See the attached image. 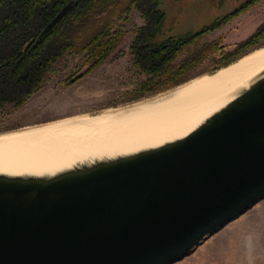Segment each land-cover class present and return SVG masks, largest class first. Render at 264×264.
I'll list each match as a JSON object with an SVG mask.
<instances>
[{
  "label": "water",
  "instance_id": "water-1",
  "mask_svg": "<svg viewBox=\"0 0 264 264\" xmlns=\"http://www.w3.org/2000/svg\"><path fill=\"white\" fill-rule=\"evenodd\" d=\"M263 196L264 71L182 137L52 175L0 172V264H170Z\"/></svg>",
  "mask_w": 264,
  "mask_h": 264
},
{
  "label": "rangeland",
  "instance_id": "rangeland-1",
  "mask_svg": "<svg viewBox=\"0 0 264 264\" xmlns=\"http://www.w3.org/2000/svg\"><path fill=\"white\" fill-rule=\"evenodd\" d=\"M244 1L160 0L159 8L163 11V19L154 38L182 34L187 30L194 31ZM263 21L264 0H255L216 28L200 35L196 44L189 45L187 50L209 41H215L224 50L234 49L238 42L246 39ZM142 24L144 20L140 10L132 7L127 12L123 34L117 44L103 60L72 82H65V79L85 69V57L82 53L67 51L58 54L39 88L21 105L14 106L10 102L0 107V133L68 116L97 114L108 108L125 106L217 70L220 57L218 50L208 53L202 61L186 69L173 84L158 88L143 85L142 81L147 74L138 63L133 62L129 47L134 27ZM5 37L0 39L2 53L7 51L4 46ZM263 46L264 32L251 43L241 48L238 46L240 50L233 56H242ZM48 48L49 51L59 53V46L54 43ZM185 53L186 50L179 53L174 61ZM170 264H264V196L208 235L188 254Z\"/></svg>",
  "mask_w": 264,
  "mask_h": 264
},
{
  "label": "trees",
  "instance_id": "trees-1",
  "mask_svg": "<svg viewBox=\"0 0 264 264\" xmlns=\"http://www.w3.org/2000/svg\"><path fill=\"white\" fill-rule=\"evenodd\" d=\"M65 1L0 0V39L6 36L4 46L7 49L0 52V107L10 102L14 106L21 105L39 88L51 63L63 51L82 53L86 64L83 71L66 78L65 82H72L94 67L117 44L123 34L127 12L132 7L140 10L144 24L134 27L129 47L133 62L147 74L142 84L152 85V88L173 84L186 69L216 50L220 54L217 69L225 66L240 56L233 55L241 47L264 32L263 21L234 49L224 50L215 41H209L187 50L189 45L196 44L200 35L216 28L255 0H245L194 31L156 39L154 36L163 19L160 0H74L72 7L40 34ZM53 43L59 46V53L49 51L48 47ZM184 50L186 53L174 61Z\"/></svg>",
  "mask_w": 264,
  "mask_h": 264
},
{
  "label": "bare ground",
  "instance_id": "bare-ground-1",
  "mask_svg": "<svg viewBox=\"0 0 264 264\" xmlns=\"http://www.w3.org/2000/svg\"><path fill=\"white\" fill-rule=\"evenodd\" d=\"M263 71L264 46L145 100L1 132L0 172L52 175L182 137Z\"/></svg>",
  "mask_w": 264,
  "mask_h": 264
}]
</instances>
